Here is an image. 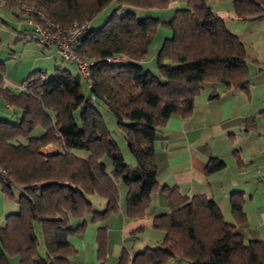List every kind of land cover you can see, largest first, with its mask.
<instances>
[{"label":"trees","instance_id":"trees-1","mask_svg":"<svg viewBox=\"0 0 264 264\" xmlns=\"http://www.w3.org/2000/svg\"><path fill=\"white\" fill-rule=\"evenodd\" d=\"M22 1L40 11L53 28L88 22L74 50L94 62L89 66L87 94L81 92L84 79L75 62L76 73L58 64L51 73L45 69L31 72L20 90L3 84L4 63L0 62V101L20 112L15 123L0 118V166L5 170L0 175L1 191L18 206L0 223V264H12V257L18 258V264H67L77 252L69 237L82 233L88 218L99 223L118 210L119 180L127 187L129 217L143 215L159 189L166 195L169 210L153 218V227L164 232L159 245L132 257L124 251L118 264L176 260L264 264V240L244 239L236 229L246 221L242 192L230 194L231 222L213 198L185 194L177 186L159 184L157 179L154 143L167 120L173 115L188 117L195 96L206 85L212 86L209 96L214 97L217 85L245 92L251 83L249 50L213 12L210 0H176L179 5L166 20L137 15L167 8L173 0ZM112 1L116 6L104 23L92 27L91 21ZM7 3H16L26 21L32 17L49 28L33 10L21 9L17 0ZM233 10L240 19L260 18L264 16V0H234ZM159 26L168 29L170 36L163 38L155 55L157 72L151 73L142 62ZM26 34L30 35L29 30ZM114 55L125 59L105 60ZM100 107L115 117L134 164L125 160L109 135ZM77 109L79 125L74 123ZM252 120H245L246 130ZM36 127L42 131L32 135ZM49 143L59 148L40 153L39 149ZM234 156L237 165H242L238 152ZM225 166L224 160L210 158L204 172L211 174ZM95 196L104 201L102 210L93 208ZM39 235L43 257L38 252ZM106 243V226L98 225L100 264H105Z\"/></svg>","mask_w":264,"mask_h":264},{"label":"crops","instance_id":"crops-1","mask_svg":"<svg viewBox=\"0 0 264 264\" xmlns=\"http://www.w3.org/2000/svg\"><path fill=\"white\" fill-rule=\"evenodd\" d=\"M233 1L210 0L209 5L248 48L250 55L247 67L251 83L245 92L225 90L222 85H217L218 95L214 97L209 96L212 86L206 85L195 96L193 111L188 117L173 115L167 120L160 129V138L154 143L157 179L159 184L177 186L185 194H205L213 198L223 217L231 222L230 194L242 192L246 221L236 225V229L244 239H264V198L256 199L252 191H258L264 185V16L255 19L237 18ZM6 2L0 1V41H3L0 62L3 63L12 60L16 46L21 53L36 54L34 47V51L29 52L26 48L29 46L24 45L28 39V29L18 30L15 27L16 23L25 24L24 15L16 3ZM176 5L177 1L173 0L168 8ZM153 10L160 9L150 11ZM14 18L18 21H13ZM5 50H10L11 58L3 56ZM3 65L5 68L6 65ZM37 69L41 68L35 59L27 70L31 73ZM22 73L24 76L25 72ZM2 78L5 86H20L16 78L8 75H2ZM246 119H253L252 126L247 130L244 128ZM235 151L243 161L240 166L235 162ZM210 158L224 160L225 168L205 174L204 168ZM229 168H232L233 173L227 172ZM257 183L258 186L253 187ZM125 195L122 201L118 192L119 208L116 212L108 214L99 223L91 222L88 218L85 230L69 237L77 252L67 264H100L96 244L98 225L106 226L105 264H118L124 251L132 257L136 252L159 245L164 232L153 227L152 222L155 215L169 210L165 193L157 190L151 196L144 214L134 218L126 213ZM97 202L100 208H104L102 199ZM5 207L6 195L1 191L0 182V214L10 213L14 208ZM167 264L189 263L176 260Z\"/></svg>","mask_w":264,"mask_h":264},{"label":"rangeland","instance_id":"rangeland-1","mask_svg":"<svg viewBox=\"0 0 264 264\" xmlns=\"http://www.w3.org/2000/svg\"><path fill=\"white\" fill-rule=\"evenodd\" d=\"M115 6H116V2L112 1L106 8H104L102 10V12H100L91 21V26L94 28H98L100 25H102L104 23V21L106 20L107 16L111 13V11L114 9ZM175 8L176 7H170V8L167 7V8H163L160 10H153L151 12H146V14H139L137 16L138 17H144L146 15H149L152 17H159L161 20H164V18H166L168 15H169L168 18H170L172 16ZM155 11H160V12H155ZM119 14H122V13H119ZM13 21L16 22L18 20L14 18ZM26 22H25V24L16 23V26L14 25V23L13 24L9 23V24H11L12 26H15L16 29H18V30L28 29L29 34L33 33L34 35L37 36L38 34L34 33V31H33L34 27H32L31 25H29ZM39 25L41 27L42 26L44 27V25H41V24H39ZM49 28H45V29H47L49 32L53 33L54 32L53 28H51V27H49ZM22 32H24V31H22ZM54 34H56V33H54ZM166 36H170V31L168 29L162 27V26H159L154 39L152 40L151 44L149 45L148 53L142 62L144 69L150 71L151 73L157 72L156 64H155V55H156L158 48L160 47V45L163 42V38ZM27 38L29 40L27 39L24 42L25 43L24 45L29 46V47H26L29 52H33L35 50L34 52L36 54H31L28 52H22L21 53L20 48L17 46L14 47V49H13L15 51V53L12 55L13 58H11L12 56H10V50H5V53L3 54L4 57L10 56V58L12 60L4 62V64L6 66L3 69V71L1 72L2 75L4 77L8 75V76H11L13 78H16L18 81V84L20 85L18 87H14L13 89L20 90L22 82L30 74V72L27 70L28 65L32 61H34L35 59H37L39 61L40 68L45 69L47 71V73H51L53 71L55 64L66 67L72 73L77 72V68H76L75 64L70 62V61L64 60L62 58V56L60 55V53L57 52L54 43L44 44V43L40 42L39 40H35V38L31 39L30 35H28ZM2 47H3V41H0V49ZM32 47H34V50ZM23 71L25 72L24 76L22 73ZM24 85L25 84L23 83V86ZM81 92L83 94H87V87H86L84 80L81 81ZM6 104L0 101V118H3V119L7 118L8 120H10L11 122H14V123L17 122L18 118H16V115H20V112H17L16 110H13L12 108H10V109L6 108L5 107ZM99 110H100V112H101V114H102V116L106 122L109 135L113 139H115V141L117 142V145L120 148L125 160L130 164H134V161H133L131 155L129 154V152L127 150L126 141H125L123 135L121 134L119 128L116 125L115 117L107 109H105L103 107H100ZM12 113L14 115H11ZM73 115H74V123L76 125H79V121H78L79 111H78V109L74 111ZM41 131H42V129L40 127H36L32 131V135H39L41 133ZM44 148H46V150L49 152L50 151L53 152L54 150L59 148V145L56 143H49L48 145L44 146ZM109 168H110V165H109ZM227 172L233 173L232 168H229L227 170ZM257 186H258V183L253 185V187H257ZM126 190H127L126 185L121 180H119L118 181V192H119L120 199H122V201H124V195L126 193ZM12 191H14V195H17L18 192H17L16 188L12 187ZM252 191L255 192L254 194L257 197L256 199H261V198L263 199L264 198V185H263V187L260 186L258 191H256L255 189H253ZM261 192L263 193V196H262ZM260 196H262V197H260ZM98 199L99 198L97 196H95V198L93 197V199H92L93 208H95L97 210H102L103 208H100V206L98 205V202H97ZM254 200H255V198H254ZM6 207H10V208L14 207L12 209L13 210L12 212H16L18 210V206H17L16 202L14 201V199L7 197V196H6ZM5 215L6 214H3V215L0 214V223L4 222ZM38 237H39V242H40L39 246H38V252L43 257L44 256L43 239H42L41 235H39ZM11 261H12V264H18V258L17 257H12Z\"/></svg>","mask_w":264,"mask_h":264},{"label":"built area","instance_id":"built-area-1","mask_svg":"<svg viewBox=\"0 0 264 264\" xmlns=\"http://www.w3.org/2000/svg\"><path fill=\"white\" fill-rule=\"evenodd\" d=\"M17 3L26 11L33 10L39 18L42 20L47 21L46 17L34 7L27 5L22 0H17ZM29 25L34 27V33L38 34L37 36L33 33L30 34V38L35 40H39L44 44L54 43L56 50L60 53L62 58L66 61L75 62L77 64L78 71L81 77L85 80L86 85L90 86L89 82V66L93 64L94 59H88L77 55L74 48L78 43L79 37L82 35L83 31L88 27V22L85 23H77L75 22L72 26L67 28H53V24L47 21L49 27L53 28L54 32L51 33L45 27H41L39 24L36 23L32 17H29L27 20ZM42 25V24H41ZM47 30V31H46ZM56 33V34H54ZM125 57L123 55H114L108 56L105 58L108 62H118L123 61ZM6 107H10L9 104H6ZM5 170L3 167L0 166V175L4 174Z\"/></svg>","mask_w":264,"mask_h":264},{"label":"water","instance_id":"water-1","mask_svg":"<svg viewBox=\"0 0 264 264\" xmlns=\"http://www.w3.org/2000/svg\"><path fill=\"white\" fill-rule=\"evenodd\" d=\"M39 152L42 153V154H46V153H47V150H46V148L41 147V148L39 149Z\"/></svg>","mask_w":264,"mask_h":264}]
</instances>
